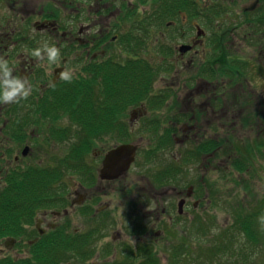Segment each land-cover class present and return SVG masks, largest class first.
Returning <instances> with one entry per match:
<instances>
[{"label": "rangeland", "instance_id": "374dc122", "mask_svg": "<svg viewBox=\"0 0 264 264\" xmlns=\"http://www.w3.org/2000/svg\"><path fill=\"white\" fill-rule=\"evenodd\" d=\"M194 1L197 2L194 9L197 15L189 16L188 19L207 34V39H203V45L196 47V51L187 53L184 57L186 61L194 59V67L188 62L175 63L171 54H162L160 49L163 46H172L174 42L176 46L186 44L190 42L191 36L197 37L196 30L192 31L188 24L182 30L185 36L181 38L188 40L187 42H180L181 39L179 41L169 39L163 43L155 27L152 34L156 33L158 38L153 36V42L141 48L136 54L128 50L117 58L119 53L114 49H111L112 53H107L114 56L117 63L133 58L148 60L154 77L150 85H147V93L143 100L127 104V107L116 115L115 126L111 132L100 135L99 138L97 137L99 134L94 136L85 155V163L93 166L95 170L98 159L95 158L94 153L97 149L114 147L122 141L127 142L130 138L139 139V147L142 151L147 147L153 149L164 130H172L175 138V145L172 144L173 147L170 145L169 147L172 148L164 152L167 160L172 156L179 157L180 151L184 152L199 144L211 145L216 142L220 146L213 148L210 154L206 152L199 155L194 159L195 162H188L187 166L184 161L178 162L179 167L183 169L170 184L181 185L185 188L183 191L189 186L196 189L195 195L184 207L182 215H178L177 211L179 197L173 193L165 195L158 193L159 190L144 174L143 168L146 165L142 164L144 157L141 153L137 162L120 181L108 184V197L100 198L101 202L95 204V208L100 210L104 207L105 200L111 203L109 208H104L106 210L104 226L103 229L99 227L98 231L102 235L93 239V242L90 240L95 246L94 254L82 259H77L78 255L73 254L61 264L103 262L118 264L128 260L132 264H140L145 256L147 259L149 255L153 256L156 264H228V262L264 264V244L254 248L246 257H231V249L228 250L231 235L236 234L230 228L233 211L254 204L264 190V21L257 27L255 41H250L244 37L243 28L240 27L241 30L237 29V32L231 30L235 23L228 16L229 10L221 9L219 22H212L210 20L212 10L206 7L208 0ZM210 3L216 4L211 0ZM252 3L253 0H242L237 4L235 11L236 14L240 13L237 22L240 20L244 27L246 23L245 17L241 15L242 10ZM224 13L227 14V24ZM210 37L222 41L221 52L216 51V54L212 55L213 45L208 41ZM224 55L229 56L228 61L231 63L239 58L242 59L243 64L246 59L250 60V63L240 68L243 70L240 75H233L234 72L228 71V67H225L227 73H224L223 61L212 62L215 57ZM201 68H211L216 76L214 90L211 89L213 97L202 95L207 92L201 80L206 75H203ZM70 71H67L69 76L73 75V70ZM250 72L252 73L249 74ZM143 78H138L137 83H141ZM249 81L253 85L249 84ZM139 85L141 89H145V83ZM190 89H195L199 93L187 91ZM161 95L165 98V102L159 105L157 97ZM141 103H144L147 112L137 118L136 111ZM131 118L134 123H130ZM41 119L44 120L43 117ZM65 125L66 123L62 121L54 120L52 123H41L40 136L46 137L49 129L50 142L34 151L48 152V154L37 155L33 151L25 159L26 163L23 161L25 166L22 168L31 164L41 166L39 164L45 163V166L51 167L53 160L55 169L61 171L58 168L64 165H59L58 159L60 157L63 159L72 143L77 140V136L72 134L64 139L53 136L56 127ZM71 126V129L68 128L69 133L76 129V125L71 124ZM123 126L125 129L121 134L120 127ZM150 126L155 127L156 130H152ZM108 130H111V127ZM56 132L60 133V129ZM239 162L243 164V171L233 167L234 163ZM51 174L49 173L48 176L50 177ZM80 179L79 172L72 169L66 171L62 178L54 179L55 193L64 183L72 184L75 188L81 183ZM24 180L25 176L19 182L17 179V183L23 185ZM95 187L96 185L90 188L95 194H104L102 188ZM171 187L173 186H168ZM176 189L180 190L177 186ZM152 198L155 201L151 200ZM195 201H199L197 206L193 205ZM54 208L61 209L62 205L59 204ZM65 218L56 221L59 223L64 220L69 221L70 231L76 229L78 233H85L97 224L100 216L97 214L84 216L76 207L70 210V214ZM11 220L7 219L5 225ZM7 233L10 235L9 232ZM116 233L119 234L116 240H113L112 236ZM261 238H264L263 235ZM222 244L228 248L219 249L218 253L212 251L215 246ZM175 245L184 248L185 255L172 257L171 250L176 248ZM139 247H141L140 251ZM106 248L108 254L104 252ZM127 249L130 251L128 252ZM6 252L0 240V258H4ZM13 254L14 252L11 251L8 257H13Z\"/></svg>", "mask_w": 264, "mask_h": 264}, {"label": "flooded vegetation", "instance_id": "af4514ba", "mask_svg": "<svg viewBox=\"0 0 264 264\" xmlns=\"http://www.w3.org/2000/svg\"><path fill=\"white\" fill-rule=\"evenodd\" d=\"M154 1L0 0V58L8 62L13 77L26 80L25 89H29L31 86V93L26 99H20L19 102L14 103L0 102V240L4 249L7 250L4 258L8 257L11 251L14 252L12 258L15 260L33 257L39 250V247L34 245L35 242L41 238L49 241L53 238L54 234L60 237L74 233L83 234L84 232L78 233L76 229L70 231L69 221L64 220L60 223L56 221L57 219H66L65 217L70 214V210L76 207L84 216L85 214H91V216L97 214L100 216L97 224L85 232L93 233L92 242L93 239L99 238L102 235L101 232H98L100 230L99 227L103 229L104 226V212H106L104 208H109L111 203L105 200L104 207L100 210L95 208V204L96 202H101L100 198L108 197V184L120 181L130 171L134 163L137 162L141 153L144 157L142 164L146 165L143 168V172L153 186L159 190L158 193H163V195L173 193L178 196L177 207L180 202H183L182 212H179V207L177 209L178 215H182L188 200L195 195L196 189L192 186L183 191L185 188L181 185L170 184L183 169V167H179V161H184L187 166L188 162L193 163L195 162L194 159L199 157L194 152L197 145L191 149H186L188 152L191 151L192 154L186 152V150L184 152L180 151L179 157L172 156L167 160L164 157V152L170 150L175 145L172 130L168 131H170L173 146L169 144L168 146L159 147L158 142L153 149L147 147L142 151L139 147V139L132 140L130 138L127 142L122 141L114 147L97 149L94 153L95 158L98 159V165L95 170L93 166L86 164L84 160L83 168L80 170L81 183H78L75 188L74 186L72 187V184L64 183V189L57 190V193H55L56 186L54 185L53 177L56 171L53 160L50 164L51 167L45 166V163L39 164L41 166L31 164V166L22 168L25 166V159L34 150H38L50 142L49 129H47L46 137L40 136L39 132L42 131H40L39 125L41 123H52V120L66 123L64 127H56L53 131L60 129V132H62L66 128H70V121L66 116L62 115L58 119H51L50 116L42 115L37 111H45L50 103L54 101L56 93L52 87L63 80L61 74L67 71L71 72L70 70H73V75L77 71L86 73L85 69L91 67L94 70H99L97 73V78H99L104 70H111L117 64L123 65L128 61L136 59H126L123 62L117 63L114 56L107 55V53H112L111 49H114L119 53L116 56L118 58L121 57V53L128 51L126 48L129 47L131 42L137 44L139 50L146 47L150 42H153L152 37L157 36V34H151L148 30L146 35L144 30L135 26V20L137 17L138 19L147 20V16L151 14L156 6ZM211 1L216 4H211L210 0H208L207 6L210 10L213 11L216 8L223 9L224 11L226 9L229 10L228 16L235 23L231 30L237 32V29L240 31L243 28L246 39L256 36L254 33L257 31V27L264 21V0H253L250 6L242 10L243 13L241 15L245 17V27L242 26L243 24L240 20L237 22V16L240 13L236 14L235 11L237 4L242 0ZM162 2L163 13L174 14L173 18L176 21L168 22L165 25L166 29L159 32V38L163 43L169 39H177L179 41V39L185 36L182 30L186 24L190 26L192 31L195 29L197 37H190V42L186 43L191 45L188 50L180 52L178 49L179 44L176 46V42L172 44L171 50V58L175 59V63L182 62V64H185L188 62L190 66L194 67V59L186 61L184 57L187 53L196 51V47L203 45V39H207L206 32L201 28L202 31L198 34L200 27L192 24L191 20L188 19L189 15L191 16L190 13H192V7L195 6L194 3L196 4V2L192 0L190 6L187 7L191 11L190 13L187 12L189 13L188 15L182 14L183 10H181L180 5L171 4L174 7L169 8L164 4V0ZM224 15L225 23L227 24V14L224 13ZM217 21L219 22V20ZM143 27H145L144 24ZM135 38L137 40H134ZM187 41L185 39L180 40V42ZM53 46L58 48L60 52L59 59L56 62H50L47 52L43 51L44 48ZM165 47H160L161 51L167 52ZM37 48L42 50V59H38L33 55V51ZM112 64H115V66H112ZM2 74L3 68L0 67V76ZM99 80L97 81L99 87L95 85V93L98 97H101L100 91L102 90V85L98 83ZM201 80H203V85L207 92L202 95H211L213 97L211 89L213 88L214 90L215 79L206 77ZM187 91L199 93L195 89ZM138 108H136L137 118L142 117L147 112L144 103H141ZM132 121L131 118L130 123H134ZM114 124L110 123L112 126L111 130L99 131L100 134L97 137L99 138L100 135L111 132L115 126ZM150 127L152 128L153 126ZM153 128L156 130L155 127ZM124 129L120 128L121 134H123ZM166 131L164 130L161 136H164ZM69 135L71 134L69 133L66 137ZM72 135H75L74 132ZM66 137L61 138L64 139ZM83 138L85 136L81 139ZM94 138L92 137L91 140ZM127 144L137 146L134 160L129 168L117 177L102 178L101 172L105 168L104 161L109 151ZM170 145L172 147H169ZM68 151L63 157L64 167L58 168L61 170L58 172L61 174V178L65 175L66 171H71L68 167ZM139 151L141 152L139 153ZM34 152L37 155L48 154V152ZM212 152L213 150L208 152V154ZM200 153L204 154L205 152ZM60 159L62 158L60 157ZM49 173H52L50 177L48 176ZM27 174H34L38 179V184L26 189L23 187H29L30 185H22V183L17 185L16 194L19 199L16 201L14 208L15 216L9 222V229H11L10 231L13 234L7 235L8 223L6 225L5 223L7 221V213L11 211L6 210L5 196L8 190L12 188V185H10L11 180L16 177L19 182ZM106 174H111V172L106 171ZM95 185V188H102L104 194H95L90 189ZM168 186L173 187L168 188ZM176 186L180 190H177ZM23 196H25V199H23ZM155 198L157 199V197ZM151 200L155 201L154 198ZM59 204L62 205V208L56 210L54 206ZM198 204L199 201L193 203L194 206ZM118 234L113 235L112 239L116 240ZM92 248L95 252L93 243ZM40 249L43 251V248ZM104 252L108 254V249H104Z\"/></svg>", "mask_w": 264, "mask_h": 264}, {"label": "trees", "instance_id": "16d2710c", "mask_svg": "<svg viewBox=\"0 0 264 264\" xmlns=\"http://www.w3.org/2000/svg\"><path fill=\"white\" fill-rule=\"evenodd\" d=\"M154 2L156 6L152 10L151 14L147 16V20L138 19V17L135 20V26L141 30H144L146 35L148 33V30L152 34V30L155 27L159 32L163 29H166L165 25L169 20L173 22L176 21L173 18L174 14L166 12L165 15L163 13L164 9L162 8V0H155ZM188 2V0H164V4L169 8L174 7L171 4H175L176 6L180 5L182 10L191 12L190 9L187 8L189 6ZM196 4L194 3L195 6L192 7V13H190L191 16L197 15V12L194 11V9L196 8ZM210 13V20L213 22L215 20H219V16L221 15L222 11L221 9L216 8ZM186 14L189 13L186 12ZM143 24L145 25V27H143ZM134 40L137 39L135 38ZM249 40L255 41V37H251ZM208 41L211 43V45H213L212 55L216 54V51L221 52L220 42L222 41H217V39L212 37H210ZM165 49L167 52H164L162 50V54L170 55V46L167 45ZM126 50H132L135 54L137 51H140L137 44H133L132 42L129 44V47L126 48ZM228 57L227 55L217 56L213 59L212 62L216 61L220 63L223 61L222 70L224 71V73H227L225 67H228L227 70L234 72L233 75L242 74L243 70H240V68H243V65H247V62L243 64L242 59H235L231 63L228 61ZM112 66H115V64H112ZM85 71V75H82L81 71H77L74 75H70V81H66L63 79L62 81L54 85L52 87L56 93V95L54 96V101L50 103L45 111L37 110L42 115L50 116L51 119H58L62 115L66 116L70 121L69 129H71L72 127L71 124L76 125V129L74 127L73 129L75 130L73 131L77 136V140L72 143L68 153L69 168L79 173L83 168L85 155L89 150L90 144L92 143L91 138L96 134H100L99 131L104 132L108 130L109 127H112L110 123H114L116 115L120 114L121 111L127 107V104L137 103L138 101L143 100V97L147 93V85H150L151 79L154 77L153 70L149 66L148 60L141 58L133 59L132 61H128L123 65L117 64V66L115 68H112L111 70H104L99 78H97V73L99 72V70H94V68L89 67V69H85ZM202 73L203 75H206L207 78L215 79L216 77L211 68L204 69ZM141 77H144L143 81L141 83H137V79ZM96 78L100 79L98 83L102 85V90L100 91V94L102 95L101 97H98L95 93V88L97 86ZM143 83L146 84L145 89H141L139 85ZM95 84L96 86H94ZM157 98V102L159 105L165 102V98L162 95L158 96ZM120 128L124 129V126ZM69 129L66 128L60 133H57V130H55L53 131V136L55 138L66 137L69 134L67 133L69 132ZM151 129L155 130L153 128ZM72 133L70 132V134ZM83 136H85V138L81 139ZM158 142L159 147L172 144L170 131L167 130L164 136L159 137ZM217 146L220 145H218L216 142L215 144L211 145L209 143L199 144L194 149V152L199 156V154H201L200 152H210ZM186 152H188V150H186ZM188 153L192 154L191 151ZM59 164L63 165V159L59 160ZM233 167L235 169L237 168L239 171H243V164L241 162L237 164L234 163ZM53 177L55 180L61 178V174L58 173L57 169L54 172ZM37 180L38 179L34 174H27L23 185L30 186L23 188H30L31 186L38 184ZM10 185H12V188L8 190L5 196L6 210L11 211L10 213H7V219L14 218V208L16 205V201L19 199L16 195V190L18 189L16 177L11 180ZM61 189H64V185L61 187ZM57 190H59V188H57ZM232 218L233 222L230 225V228L233 229L236 234L231 235L229 248L222 244L223 247L222 245L215 246L212 251L214 253H218L219 249L223 250L224 248H228V250L231 249V257H246L247 255L249 256L250 252L254 248L264 244V238H261L262 235L264 237V190L261 197L258 198L254 204L249 205V207L246 206L243 208L235 209L232 213ZM9 222L7 232L13 234L12 231H10L11 229H9ZM230 228L228 229L231 230ZM226 234H229L228 231ZM92 235V232H87L85 234L74 233L66 235L64 237H60L54 234L53 238L49 241L41 238L34 244L39 247V250L33 257H28L20 260H15L12 257L0 258V264H61L62 261L70 258L73 254L78 255L77 259H82L91 254H94V249L92 248L91 244ZM175 247L176 248H173L171 250L172 257H181L185 255L184 248L177 247L176 245ZM40 248H43V251ZM140 248H138L139 251ZM127 250L128 252L130 251V249ZM137 256L139 257L138 254ZM152 257V255H149L146 259L145 256V259H143L144 261L140 264H156L155 260ZM235 263L236 262H228V264ZM99 264L116 263L103 262ZM118 264L132 263L128 260L122 261Z\"/></svg>", "mask_w": 264, "mask_h": 264}, {"label": "clouds", "instance_id": "9594fccd", "mask_svg": "<svg viewBox=\"0 0 264 264\" xmlns=\"http://www.w3.org/2000/svg\"><path fill=\"white\" fill-rule=\"evenodd\" d=\"M48 54V60L50 62H56L59 59V49L56 47H46L43 49ZM42 50L37 48L33 51V55L42 59ZM0 67L3 68V74L0 76V102L14 103L19 102L20 99H26L31 93V86L29 89H25L26 80L13 77L11 69L8 66V62L0 58ZM61 78L70 81L71 77L67 72L61 74Z\"/></svg>", "mask_w": 264, "mask_h": 264}, {"label": "water", "instance_id": "95a60500", "mask_svg": "<svg viewBox=\"0 0 264 264\" xmlns=\"http://www.w3.org/2000/svg\"><path fill=\"white\" fill-rule=\"evenodd\" d=\"M189 48L190 46L182 45L179 49L181 52H185ZM136 148V145L127 144L109 151L104 161L105 168L101 172V177H117L126 171L134 160ZM106 171L111 172V174H106ZM178 205L179 212H182L183 202H180Z\"/></svg>", "mask_w": 264, "mask_h": 264}]
</instances>
